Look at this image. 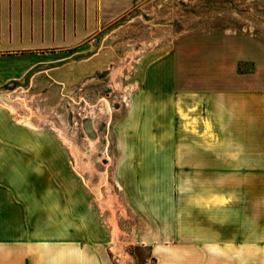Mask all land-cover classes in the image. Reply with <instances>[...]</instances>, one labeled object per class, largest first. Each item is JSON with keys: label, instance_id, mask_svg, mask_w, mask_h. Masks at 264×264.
Listing matches in <instances>:
<instances>
[{"label": "crops", "instance_id": "crops-1", "mask_svg": "<svg viewBox=\"0 0 264 264\" xmlns=\"http://www.w3.org/2000/svg\"><path fill=\"white\" fill-rule=\"evenodd\" d=\"M138 1L0 0V88L45 60L55 80L57 61L85 53L99 23ZM189 46L194 52L196 44H179L174 57L145 64L144 91L127 118L128 136L134 114L149 125L141 150L150 190L136 194L127 185L126 192L143 223L137 243L155 264H264V192L242 186L264 184L263 68L230 40L198 44L201 62L186 61ZM247 60L252 70L238 72ZM163 69L170 78L158 83ZM25 131L0 110V264H115L67 146L34 142L39 134ZM131 156L130 181L139 183V157ZM172 183L193 189L162 190ZM194 184L229 185L209 191Z\"/></svg>", "mask_w": 264, "mask_h": 264}, {"label": "rangeland", "instance_id": "rangeland-1", "mask_svg": "<svg viewBox=\"0 0 264 264\" xmlns=\"http://www.w3.org/2000/svg\"><path fill=\"white\" fill-rule=\"evenodd\" d=\"M226 40L253 52L264 77V0H139L124 14L99 23L96 33L87 40L85 53L57 61L55 80L46 74L51 63L45 60L15 85L0 88V96L8 95L16 111L10 113L4 107L0 110L24 131L39 134L31 137L32 141L42 142L45 137L67 146L72 173L89 194L105 230L106 242H113L110 252L115 264H155L148 249L137 243L143 223L129 207L126 195L127 185L136 194L140 193L139 187L148 192L151 185L145 174L148 165L144 154L148 152L141 150L147 142L144 135L149 126L147 117L134 114L135 119L127 128L132 134L128 136L125 131L135 99H140L144 91V66L157 57H174L179 44H196L194 52L191 46L185 51L186 61L201 62L198 44H222ZM65 64L66 67L58 69ZM254 64L251 60L241 61L237 64L238 72L249 73ZM154 78L160 83L170 77L163 69ZM92 111L95 115L89 119ZM53 123L63 127L68 139L84 152L81 160L89 164L90 171L78 170L69 144L52 130ZM90 130L95 138L92 146ZM119 143L136 150L118 151ZM132 154L139 157L136 163L139 183L130 181L132 172L128 167L135 165L130 164ZM95 185H99L102 201L92 192ZM161 185L165 191L193 189L192 184ZM228 185L194 184V189L222 191ZM231 185L235 189L237 184ZM242 186L248 191L257 188L264 192V184Z\"/></svg>", "mask_w": 264, "mask_h": 264}, {"label": "bare ground", "instance_id": "bare-ground-1", "mask_svg": "<svg viewBox=\"0 0 264 264\" xmlns=\"http://www.w3.org/2000/svg\"><path fill=\"white\" fill-rule=\"evenodd\" d=\"M116 71L114 69V73L116 74ZM113 73V75H114ZM8 96V95H7ZM7 96H0V107H4V108H7L8 111L10 113H14L16 111V108L14 106V102L11 101V98L10 100L7 98ZM15 100V99H14ZM24 101V100H23ZM17 102V101H16ZM21 102V99L20 101ZM25 103V102H24ZM25 108V107H24ZM108 114H109V111H108ZM95 115V112H91L89 114V119L93 118ZM110 117L107 118V122L109 121ZM90 126V125H89ZM88 126V128L90 129V127ZM52 130L58 135V137L64 142V143H67L69 144V149L72 153V155L74 156V159H75V165L76 167H78V170L81 171L82 173L83 172H86V171H90L91 167L89 166V164L87 163H84L82 162L81 160V157L84 155V152L79 150L71 141L70 139H68L67 137V133H66V130L61 127L60 125L56 124V123H53L52 125ZM92 130H90L91 132ZM91 138H89V142H90V145L92 146L94 141H95V138H93V133L91 132ZM92 192L95 196V198L99 201H102V195L99 191V185H95L92 187ZM104 207V206H103ZM117 207H119V205H117ZM116 207V208H117Z\"/></svg>", "mask_w": 264, "mask_h": 264}]
</instances>
